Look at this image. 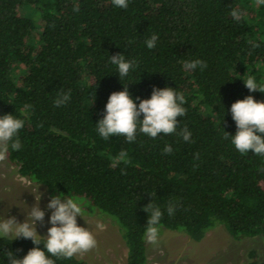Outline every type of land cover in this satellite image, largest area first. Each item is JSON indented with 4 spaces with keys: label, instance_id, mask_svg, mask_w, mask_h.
Wrapping results in <instances>:
<instances>
[{
    "label": "trees",
    "instance_id": "1",
    "mask_svg": "<svg viewBox=\"0 0 264 264\" xmlns=\"http://www.w3.org/2000/svg\"><path fill=\"white\" fill-rule=\"evenodd\" d=\"M233 9L242 13L239 21ZM153 34L158 39L149 49ZM118 53L137 62L122 82L110 62ZM195 59L207 67L184 68ZM249 73L264 84V5L256 0H128L127 8L112 0H0V116L25 121L22 147H9L6 159L51 195L71 194L85 210L109 217L126 247L119 264H150L143 207L151 199L163 212L160 228L193 241L217 224L234 239L264 241V156L241 154L224 138L237 131L235 101L249 95L264 101V92L245 86ZM124 85L137 106L154 87L183 93L186 115L178 117L177 133L187 127L190 141L140 132L131 143L122 135L104 140L97 122L110 94ZM68 92L69 102L55 106L57 95ZM165 145L171 154H163ZM122 151L130 163L116 162ZM170 202L177 203L171 216ZM33 247L30 239L0 238V253L18 258ZM248 255L249 264H259L254 250ZM0 264L7 257L0 255Z\"/></svg>",
    "mask_w": 264,
    "mask_h": 264
},
{
    "label": "clouds",
    "instance_id": "2",
    "mask_svg": "<svg viewBox=\"0 0 264 264\" xmlns=\"http://www.w3.org/2000/svg\"><path fill=\"white\" fill-rule=\"evenodd\" d=\"M116 7L127 8L128 0H112ZM258 5H264V0H256ZM74 12L79 11V5H74ZM233 19L239 21L242 13L238 9L230 12ZM158 36L153 34L145 41L149 49L156 46ZM131 43V41H130ZM253 47H259L254 43ZM110 62L117 66V73L122 82L129 75L130 69L137 66L135 60H127L123 53L111 55ZM207 67L206 62L195 59L186 61L184 68L203 71ZM249 91L259 90L264 92V84H258L255 76L249 73L247 79H243ZM70 92L59 93L54 100L57 107L69 102ZM139 99V98H137ZM186 103L183 93H179L173 87L153 88L150 98L140 100L139 105L124 85L122 91L110 94L105 106V115L97 122L98 134L108 140L113 135H122L131 143L137 138V132L143 133L153 139L159 134L176 133L184 141H190L191 132L187 127L177 133L178 117L186 115L183 105ZM232 118L236 123L237 131L234 135L225 131V139L231 137V143L241 153L252 152L264 156V101H257L249 95L239 99L231 105ZM141 114L143 118L141 119ZM25 121L14 117L11 113L0 116V161L6 158L9 147L12 150H20L22 145L19 139V130L24 127ZM171 145H165L163 154H171ZM127 153L121 152L116 159L117 163H130L126 159ZM198 157V154H197ZM42 183V182H41ZM40 183V184H41ZM36 196V203L25 211L23 222H19L15 216L3 215L0 217V238L6 243H11L17 238L30 239L36 247L31 248L23 258H18L13 251L0 253L7 257L8 264H55L56 259H70L77 254L86 253L96 247L97 241L88 228L77 223V216L83 217L84 203L71 194L65 196L58 192L49 200L46 207L51 211L49 223L51 227L46 236H41L37 231V222L43 224L45 212L41 209ZM151 195V194H150ZM152 196V195H151ZM177 203L170 202L167 206L168 215L176 211ZM148 213L145 237L147 242L156 246L159 244L160 223L163 212L159 206L151 201L143 207ZM43 244V248L39 245Z\"/></svg>",
    "mask_w": 264,
    "mask_h": 264
},
{
    "label": "rangeland",
    "instance_id": "3",
    "mask_svg": "<svg viewBox=\"0 0 264 264\" xmlns=\"http://www.w3.org/2000/svg\"><path fill=\"white\" fill-rule=\"evenodd\" d=\"M22 11H27L25 8ZM45 212L44 222H37V231L47 235L51 227L50 209L46 207L53 195L42 184L21 176L17 168L5 158L0 161V217L15 216L23 222L25 211L36 203ZM36 196V197H35ZM78 225L88 228L97 244L92 250L76 257L98 264L124 262L126 247L118 226L107 216L96 210H83L77 216ZM147 258L150 264H249L248 253L254 250L259 264H264V241L261 237L232 238L220 224L209 229L199 241H193L180 230L160 228L159 244L147 242Z\"/></svg>",
    "mask_w": 264,
    "mask_h": 264
}]
</instances>
